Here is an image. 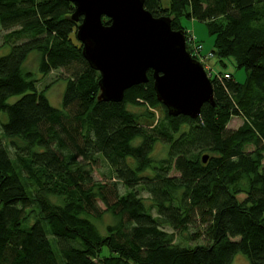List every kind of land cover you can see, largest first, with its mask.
<instances>
[{
    "label": "trees",
    "instance_id": "obj_1",
    "mask_svg": "<svg viewBox=\"0 0 264 264\" xmlns=\"http://www.w3.org/2000/svg\"><path fill=\"white\" fill-rule=\"evenodd\" d=\"M143 7L185 37L181 21L204 23L212 57L233 59L245 82L216 71L215 106L196 119L168 116L151 72L121 102L98 100L74 5L0 0V264H232L237 254L264 264V0ZM31 55L36 72L25 68ZM59 71L54 108L36 78ZM234 118L243 122L229 130ZM157 144L163 158L153 156ZM98 164L105 182L93 178ZM103 215L113 222L101 233Z\"/></svg>",
    "mask_w": 264,
    "mask_h": 264
},
{
    "label": "water",
    "instance_id": "obj_2",
    "mask_svg": "<svg viewBox=\"0 0 264 264\" xmlns=\"http://www.w3.org/2000/svg\"><path fill=\"white\" fill-rule=\"evenodd\" d=\"M67 1L75 7L74 20L81 17L76 39L82 56L100 74L98 100L121 102L151 72L156 99L168 116L196 119L203 105L215 106L208 75L169 18H154L143 0Z\"/></svg>",
    "mask_w": 264,
    "mask_h": 264
},
{
    "label": "rangeland",
    "instance_id": "obj_3",
    "mask_svg": "<svg viewBox=\"0 0 264 264\" xmlns=\"http://www.w3.org/2000/svg\"><path fill=\"white\" fill-rule=\"evenodd\" d=\"M181 25L186 29L188 36H190V38L192 39V42L189 45L194 43L201 44L204 53H209L212 50L214 38L208 33L207 27L204 23L195 21L193 19L190 21L183 20L181 21ZM6 33L7 32L0 33V45L4 42L2 36H4ZM8 51H9L8 46L2 48L3 53H6ZM208 63L209 66L212 68L213 74L216 71L218 72L221 71L223 73L231 74L233 76L234 81L242 84L246 80L245 71L243 69H237L233 59L225 60L224 65H222L220 62L217 61L216 56L213 55V57L208 61ZM36 67H37V57L35 55H31L25 63V68L29 71L36 72ZM65 75L66 73L63 71L53 72L47 78H44L43 76H39L37 74L36 79H37L38 90L40 91L44 90V95L46 96L49 104L54 108L60 107L62 94L65 89V82L63 80ZM15 100L16 98H12L9 102H13ZM133 110L135 111L137 110V108H134ZM153 111L155 112V115L158 118V120L163 122L161 112L160 111L157 112L155 110ZM5 121H6V115L4 113H0V122L4 123ZM242 122H243L242 118H237V119L234 118L230 122V124H228L227 128L229 130H235L242 124ZM165 148L160 144L155 145L153 149V156L157 159L163 158L166 153ZM107 173H108V169H106V166L103 164L101 165L98 164V166L93 169V178L96 181L105 182L107 181L105 177V174ZM112 222L113 219L109 215H103L101 221L94 223L97 226L98 230L101 233H104L105 226L107 224H111ZM232 264H250V263L245 256H243L242 254H237L234 257Z\"/></svg>",
    "mask_w": 264,
    "mask_h": 264
},
{
    "label": "built area",
    "instance_id": "obj_4",
    "mask_svg": "<svg viewBox=\"0 0 264 264\" xmlns=\"http://www.w3.org/2000/svg\"><path fill=\"white\" fill-rule=\"evenodd\" d=\"M191 42H192V39L190 38V36H187L186 45H187L188 51L190 52L191 57L202 65L204 71L210 78L213 75V73H212V68L209 66L208 61L212 58V54L210 52L204 53L203 47L201 44L194 43V44L189 45ZM215 76L218 78V80L220 81L222 80V78L219 75H215ZM223 78L229 79V76L224 75Z\"/></svg>",
    "mask_w": 264,
    "mask_h": 264
}]
</instances>
